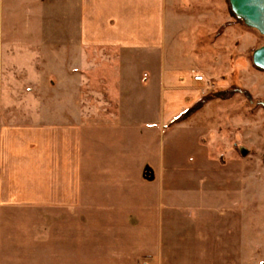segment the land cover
Returning <instances> with one entry per match:
<instances>
[{"label": "crops", "instance_id": "obj_1", "mask_svg": "<svg viewBox=\"0 0 264 264\" xmlns=\"http://www.w3.org/2000/svg\"><path fill=\"white\" fill-rule=\"evenodd\" d=\"M167 4L0 0V264L73 259L87 238L86 209L128 196L106 189L139 168L123 161L121 133L156 125L145 106L150 87L158 83L160 100L172 101L195 61H174ZM161 116L174 119L165 108ZM158 173L159 189L128 196L148 198L145 212L157 214L155 242L143 252L149 264L235 263V178L171 177L163 165Z\"/></svg>", "mask_w": 264, "mask_h": 264}, {"label": "rangeland", "instance_id": "obj_2", "mask_svg": "<svg viewBox=\"0 0 264 264\" xmlns=\"http://www.w3.org/2000/svg\"><path fill=\"white\" fill-rule=\"evenodd\" d=\"M167 13L174 17L179 45L172 52L174 61L179 67L195 61L180 73L185 80L180 91H173L172 101L160 100L158 83L150 87L145 106L157 112L150 118L157 124L126 127L121 133L123 161L134 160L139 168L134 166L135 177H116L106 189L128 196L150 187L157 190L160 165L171 177L235 178L237 260L233 264H264V69L253 63V52L264 45V35L237 17L229 0H168ZM196 75H204L203 80L195 81ZM201 87L204 90L196 94ZM201 99L210 100L176 123ZM164 108L174 117L170 124V118L161 116ZM128 196L112 199L114 206H97L93 213L86 209L87 238L76 243L73 259L62 257L59 264L152 263L143 252L152 250L155 242L157 214L145 212L148 198ZM134 201L144 205L138 208ZM127 203L140 213L123 212ZM112 243H117L121 255L112 256Z\"/></svg>", "mask_w": 264, "mask_h": 264}, {"label": "water", "instance_id": "obj_3", "mask_svg": "<svg viewBox=\"0 0 264 264\" xmlns=\"http://www.w3.org/2000/svg\"><path fill=\"white\" fill-rule=\"evenodd\" d=\"M235 15L264 35V0H229ZM253 63L264 69V45L253 52Z\"/></svg>", "mask_w": 264, "mask_h": 264}, {"label": "trees", "instance_id": "obj_4", "mask_svg": "<svg viewBox=\"0 0 264 264\" xmlns=\"http://www.w3.org/2000/svg\"><path fill=\"white\" fill-rule=\"evenodd\" d=\"M235 14V13H234ZM210 100L208 99H201L199 100L198 103H196V105H194L192 108L188 109V111H186L185 113L181 114L177 119H176V123L180 122L184 119H187L189 117H191V115H193V113H195L197 110H199L200 108H202L207 102Z\"/></svg>", "mask_w": 264, "mask_h": 264}, {"label": "built area", "instance_id": "obj_5", "mask_svg": "<svg viewBox=\"0 0 264 264\" xmlns=\"http://www.w3.org/2000/svg\"><path fill=\"white\" fill-rule=\"evenodd\" d=\"M194 77H195L196 80H203V76L202 75H196Z\"/></svg>", "mask_w": 264, "mask_h": 264}]
</instances>
